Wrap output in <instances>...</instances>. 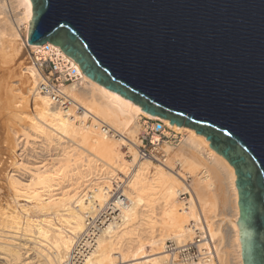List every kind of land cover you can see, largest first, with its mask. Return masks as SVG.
<instances>
[{
    "label": "bare ground",
    "instance_id": "obj_1",
    "mask_svg": "<svg viewBox=\"0 0 264 264\" xmlns=\"http://www.w3.org/2000/svg\"><path fill=\"white\" fill-rule=\"evenodd\" d=\"M32 16L31 0H0V73L17 76L3 86L0 109L5 114L0 120L17 116L24 137L0 124L12 150L22 149L15 160L22 172L0 165V264H183L167 253L165 241L184 243L198 230L208 233L200 239L201 247L213 246L217 264H244L234 166L195 129L142 110L83 71V82L66 89L75 106L65 110L51 104L35 91L34 64L19 71L23 44L28 50L39 46L27 44ZM21 25L24 37L18 31ZM142 118L165 122L183 133L182 140L177 146L164 140L158 154L144 157L135 137ZM103 123L108 132L102 131ZM31 141L40 144L29 148ZM123 145L132 160L123 154ZM50 146L63 156L55 169L23 156L31 150V157L44 156ZM105 165L110 169H103ZM119 172L128 176L123 192L114 184ZM69 176H75L72 188L55 193L54 187ZM87 180L88 190H79ZM186 190L191 197L184 201ZM111 200L115 203L108 207ZM158 205L160 229L153 216Z\"/></svg>",
    "mask_w": 264,
    "mask_h": 264
},
{
    "label": "water",
    "instance_id": "obj_2",
    "mask_svg": "<svg viewBox=\"0 0 264 264\" xmlns=\"http://www.w3.org/2000/svg\"><path fill=\"white\" fill-rule=\"evenodd\" d=\"M51 42L142 110L204 135L236 172L244 264H264V0H31Z\"/></svg>",
    "mask_w": 264,
    "mask_h": 264
},
{
    "label": "built area",
    "instance_id": "obj_3",
    "mask_svg": "<svg viewBox=\"0 0 264 264\" xmlns=\"http://www.w3.org/2000/svg\"><path fill=\"white\" fill-rule=\"evenodd\" d=\"M29 57L36 72L35 91L47 96L51 104L65 110L75 106L74 99L66 91L68 86H78L84 80V74L75 59L67 55L60 46L51 42L41 44L34 49L30 48ZM76 111L77 113L81 111L78 106ZM143 125L144 130L140 135L139 151L144 157L158 154L161 143L164 140L169 141L167 134L169 126L161 120L152 119L144 120ZM101 129L104 132L110 130L104 123L101 124ZM154 134H158L159 137L153 138ZM185 195L184 193L183 196ZM122 198H125L124 195ZM114 203V200H111L108 207H113ZM119 212L120 210L116 214ZM206 234V232L203 234L198 230L193 240L184 243L168 240L166 242L167 253L176 257L177 261L183 264H217L213 246L209 244L207 247H201L203 240L200 239H203Z\"/></svg>",
    "mask_w": 264,
    "mask_h": 264
},
{
    "label": "rangeland",
    "instance_id": "obj_4",
    "mask_svg": "<svg viewBox=\"0 0 264 264\" xmlns=\"http://www.w3.org/2000/svg\"><path fill=\"white\" fill-rule=\"evenodd\" d=\"M18 31H19V33H21V36L22 37H24V34H25V28H24V26L23 25H21V26H19L18 27ZM21 42L23 43V40H21ZM23 57H22V60H21V65H20V67H19V71L21 70V66H22V68L26 65V64H28L29 62H31L30 61V57H29V52H30V50H28L27 48H26V46L23 44ZM15 79H17V76H15V77H11L10 75H5V76H2V73H0V90H1V93H2V91H3V86L8 82V81H13V80H15ZM28 84L30 83V82H27ZM33 85V84H32ZM0 93V108L2 107V105H3V99L1 100V98L3 97V95H4V92L1 94ZM29 93V98L30 97H32L31 95H32V92L30 93V92H28ZM2 96V97H1ZM5 96V95H4ZM5 98V97H4ZM6 101V100H5ZM5 114V112L2 110V109H0V118L1 117H3V115ZM4 117H6V118H3V120L1 121L0 120V124L2 125V123L3 122H5V125H8V127L10 126V130H11V132H14L15 133V130L17 131V134L18 135H21L20 133H22L23 134V128H22V126H21V121L19 120V118L17 117V116H15V115H11V117L10 118H8L7 117V115H5ZM146 119H148V118H142V119H140V130H139V132L135 135V137H136V139H137V142L139 143V145H141V141H140V135H141V133L143 132V130H144V125H143V123H144V120H146ZM94 120L93 119H89V120H87V122H89V123H91V122H93ZM13 130V131H12ZM169 132L171 133V134H169V138H168V140H169V143L172 145V146H177L179 143H180V141L182 140V138H183V133H178V132H174V131H172L171 129H169ZM5 133H7L8 134V132H4L3 131V129L2 128H0V165H4V166H8L9 167V169H8V171H11V173L14 171V170H16V171H21V168H20V166H18V163L17 164H15V160H17V159H20L22 156H21V153H22V149L21 150H19L18 152L17 151H13L12 150V146L10 147V140L7 138V135H5ZM10 133V132H9ZM13 133V134H14ZM13 134H11V136H14ZM177 135V136H176ZM7 138V139H6ZM24 137L21 135L20 136V139H23ZM19 139V140H20ZM164 139H166V138H164ZM31 145H32V147H29V148H35V147H37L39 144H40V142H38V141H36V143H33V141H31ZM37 145V146H36ZM49 148V150L47 151V153H44V156H42L43 155V153L42 154H38L37 155V158H35L36 157V155H34L33 157H31V156H29L30 154H31V152H32V150H31V152H29L28 153V151L27 152H25L24 153V155L23 156H26V157H28L29 159H30V161H32L33 163H37V164H39L41 161H43L44 163L45 162H47L46 164H48V166L50 167H52L53 169H55V168H57L60 164H62L63 162H60L59 160L60 159H62V152L60 151V149L59 148H57V147H55V146H50V147H48ZM159 150H161V149H159ZM122 152H123V154L126 156V158L128 159V160H132L133 158L130 156V153H129V147L127 146V145H123V147H122ZM49 153H50V155H49ZM27 154V155H26ZM46 154V155H45ZM41 156V157H40ZM39 157V158H38ZM72 157H74V156H72ZM74 159H75V157H74ZM72 160V162H74L75 160ZM40 160V161H39ZM45 160V161H44ZM98 163H101V161H98ZM102 164V163H101ZM103 169H106V170H108V169H110V166H108V165H105L104 166V168ZM95 172H96V170H94ZM22 172V171H21ZM120 179H119V178ZM89 179H93V181H95L96 180V176L95 175H91V176H89L88 177ZM122 178V179H121ZM74 179H75V176H69V177H65L64 178V180L60 183V185H58V186H56V187H54V189H55V193H60L62 190H67V189H69V188H72L71 187V183L72 182H74ZM128 179V176L125 174H123V173H121V172H119L118 173V176L114 179L115 181H114V184H115V186H117V184L118 185H120V188H118V190H120V192H123V190L122 189H124V186L126 185V180ZM91 180H87L85 183H83V185L81 186V188L79 189V190H81V191H87L88 190V185H89V183H90V181ZM2 181H4L2 178H0V182H2ZM117 181H119L118 183H117ZM114 186V187H115ZM6 192V190H4V189H2L1 190V192ZM10 194V193H9ZM185 196H183V194L181 195V200H187V199H189L190 197H191V194H190V192L188 193V190H186L185 191ZM11 197V196H10ZM25 202V201H24ZM119 214H116V216H118ZM153 216L158 220V222L156 223V228H158V229H160L162 226H163V224H162V222H161V219H162V217H163V215H162V211H161V209H160V206L158 205L157 207H155L154 208V210H153ZM137 233H139L140 235H143V236H145V231H143V230H140V231H138ZM206 235H208V233L206 234ZM194 236H195V234L193 235L192 234V239H188L187 241H191V240H193V238H194ZM168 240H174V239H167L166 241H165V244H166V242L168 241ZM206 240H208L207 238L204 240V241H206ZM186 241V242H187ZM166 246V245H165ZM2 260H0V262H1ZM32 264H35V263H32Z\"/></svg>",
    "mask_w": 264,
    "mask_h": 264
}]
</instances>
